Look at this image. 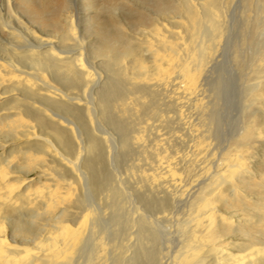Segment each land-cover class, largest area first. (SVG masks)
<instances>
[{
    "label": "bare ground",
    "instance_id": "1",
    "mask_svg": "<svg viewBox=\"0 0 264 264\" xmlns=\"http://www.w3.org/2000/svg\"><path fill=\"white\" fill-rule=\"evenodd\" d=\"M174 4L91 52L0 0V264H264V0Z\"/></svg>",
    "mask_w": 264,
    "mask_h": 264
},
{
    "label": "rangeland",
    "instance_id": "2",
    "mask_svg": "<svg viewBox=\"0 0 264 264\" xmlns=\"http://www.w3.org/2000/svg\"><path fill=\"white\" fill-rule=\"evenodd\" d=\"M14 4H16L15 10L24 15L25 21H35L37 19L41 24L45 23L49 25V27L47 25H45L46 27H40L43 28L44 31L51 30L53 26L51 23H54L55 21L59 23L60 27H64V25L61 26V24L64 23L63 14L66 12L64 9L66 8V10H68V8H70L74 15H77L76 18L78 17L77 22L80 28L79 33L81 35L84 34V40H87L86 43L88 45L89 51L91 52L97 51L98 48L109 45L111 42L116 43V41H121L118 43L121 45L117 44V46H119L120 50H123V41L129 37V34L133 37L135 35L136 38L143 36L147 32L140 29L144 27L149 28V26L150 28H153L155 26V18L158 16L168 25H170L172 21L178 22L181 20L179 11H176V13L174 11V13L171 12V9L175 10L174 0H29L27 3L22 0H14ZM29 11L32 13H29ZM241 24L242 23L239 21V24H237L239 28L235 27L233 30H247L245 27H242ZM263 29L264 25L260 23L258 26H255V28H252V30ZM54 33L59 36L63 33V31L59 29L57 32L54 31ZM138 52L142 55L144 54L143 56H149V54H147L148 51L138 50ZM146 59L147 61L151 60L149 57H146ZM132 60H134V58H132ZM243 65V62H241L240 66L243 67ZM132 70L134 71V69ZM120 80H123L124 84L127 83V81H125V77H122ZM134 118L136 120V125L134 124V126L137 127L139 122H141L143 119H137L136 116H134ZM131 146L134 147V145ZM128 150L129 148L126 149V151ZM133 150L131 153L121 150V157H119L117 162H114L116 165L114 164L113 166L114 170L116 169L115 172L117 171V176L124 179L123 184L126 186L125 190L127 193H124L122 196V201H126L128 197L132 199V204H120V207L125 209L121 210L122 216H124L123 219H125L124 213L129 209L128 206L134 210V159L137 155L134 154ZM37 176V172H31L29 175V179H36L33 181L32 186L37 184ZM110 200L108 206H110ZM107 201L106 191L103 190L94 193L91 204L93 208H98L101 211V209H103V207L107 204ZM110 209L111 208L108 209L109 212ZM113 210L115 211V207ZM114 213H116V211ZM127 215L128 213L126 214V219L128 217ZM113 226H111V228ZM119 227L122 230L121 232L125 231L124 224H121ZM124 238L125 237L119 235L118 242L120 244L122 243V245L126 242V239ZM131 242L134 246V238ZM82 263H84L83 260Z\"/></svg>",
    "mask_w": 264,
    "mask_h": 264
}]
</instances>
